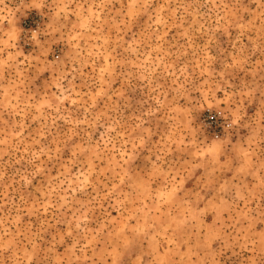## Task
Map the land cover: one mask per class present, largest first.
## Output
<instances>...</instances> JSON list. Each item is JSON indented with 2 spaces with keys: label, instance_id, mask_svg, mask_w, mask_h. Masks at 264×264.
I'll list each match as a JSON object with an SVG mask.
<instances>
[{
  "label": "rangeland",
  "instance_id": "1",
  "mask_svg": "<svg viewBox=\"0 0 264 264\" xmlns=\"http://www.w3.org/2000/svg\"><path fill=\"white\" fill-rule=\"evenodd\" d=\"M0 264H264V0H0Z\"/></svg>",
  "mask_w": 264,
  "mask_h": 264
}]
</instances>
